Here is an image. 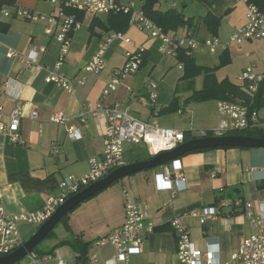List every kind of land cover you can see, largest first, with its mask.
<instances>
[{"label": "crops", "instance_id": "0c3cea01", "mask_svg": "<svg viewBox=\"0 0 264 264\" xmlns=\"http://www.w3.org/2000/svg\"><path fill=\"white\" fill-rule=\"evenodd\" d=\"M119 2L139 9L142 5L139 0ZM157 7L161 11L177 9L187 18H194L196 34L185 29L178 34L190 32L200 40L217 38L227 42L247 23L244 0H159ZM17 9L56 16L61 22L70 16L75 19L78 27L70 32L71 45L59 68L61 45L56 36L61 28L54 29L53 34L49 35L46 33V22L25 20L16 15ZM66 10L68 8H59L46 0H17L14 6H4L0 10V128L9 125L10 115L17 107L22 108L18 143L10 140V133L0 129V204L13 216L41 210L50 197L60 194V183L66 176H85L90 171V159L103 158L108 119L106 116L96 119L88 113L82 120L85 109L103 103L108 109L117 107L129 111L140 120L188 132L190 136L191 132L213 129L218 123L216 111L213 123L205 124L204 129H197L192 119L184 118L190 101L169 95L168 91L174 90L175 85L169 87L165 77L159 82L155 80L154 76L164 74L173 65L184 69L176 57L161 52V40L152 38L148 32L131 24L126 31L107 33L100 23L93 24L95 18L103 19L106 15L91 16L81 12L84 18L78 20L76 14L69 15ZM4 11H8L9 16ZM207 15L220 19L217 36L210 35L201 22ZM5 27L8 30L3 32ZM112 33H122L124 39L116 40L110 46L103 71L87 74L84 67L93 60L100 44ZM141 48L144 49L142 63L143 59L145 61L139 71L125 77L118 89L105 98L104 91L112 81L114 72L124 67L129 53ZM10 49L22 54L35 50L37 62L43 69L35 71L17 59L9 58ZM190 53L195 58L193 51ZM211 55H218L219 62L206 61L209 65L203 67L214 68L225 60L232 64L235 57H244L247 62L242 73L246 68L253 67L257 75L264 77V41H246L241 46L232 44L226 50ZM53 72L62 73L72 81L84 80L85 85L68 92L55 84L46 83L45 77ZM220 73V70L216 71L219 81L230 80L228 75L219 77ZM182 77L183 74L180 81ZM152 82L157 86L155 101L151 100L149 92ZM174 99H177L179 110L171 114L163 113ZM257 112L264 124V106ZM34 113H37L36 118H33ZM58 114H63L66 120L55 122ZM174 114L179 115V119L175 120ZM168 115L173 118L166 117ZM71 128L78 131L79 139H70L68 134ZM191 140H194L192 136L188 141ZM123 157L125 166L153 158L149 147L134 144L125 145ZM178 161L182 170L175 172L173 164H167V167L185 177L187 187L183 192L158 188L155 176L162 172L163 166L122 179L73 210L67 222H60L56 226L53 237L46 238L36 251L16 264L27 263L32 254L52 256L51 260L40 264H58L59 259L66 264H81L70 246L60 245L74 235L81 236L91 244L88 259L92 255H97L100 262L112 258L115 248L110 243L103 246L97 243L123 226L126 191L144 203L147 223L154 224V231L145 238L141 253L131 256V264H178V237L171 225L176 215L216 207L220 201L241 200L253 203L256 209L264 203V149L193 151ZM214 172L216 177L213 176ZM185 221L198 249L206 252L208 241L219 242L223 262L229 261L247 238L259 233V228L254 227L249 218L233 212L230 207H224L217 220L205 225L193 217H186ZM39 227L32 223L20 224L22 245L36 234ZM67 247L72 254L64 252Z\"/></svg>", "mask_w": 264, "mask_h": 264}, {"label": "built area", "instance_id": "2783aa9c", "mask_svg": "<svg viewBox=\"0 0 264 264\" xmlns=\"http://www.w3.org/2000/svg\"><path fill=\"white\" fill-rule=\"evenodd\" d=\"M50 4L59 8L65 7L84 12L91 16L107 15L111 12L131 13L130 24L135 25L143 31L149 33L152 38L159 39L163 43L161 52L168 53L175 58L180 48H185L189 52L196 49L205 48L211 54L219 50H226L230 45L241 46L246 41L261 40L264 41V11H261L256 5L244 0L247 5V23L240 28L227 42L220 41L217 38L200 40L192 33L183 35L169 36L161 28L156 26L148 19L144 12L134 5H123L118 0H46ZM9 16L8 11L3 12ZM16 15L28 21L46 22V33L53 34L54 29L61 28L56 40L61 45V54L58 68L62 65L71 45L70 32L78 27L73 17H66L63 22L51 15H41L26 9H17ZM124 39L122 33L110 34L103 43L100 44L93 60L84 67L87 74H96L106 68V55L110 46L116 40ZM141 48L134 53L128 54V59L123 68L114 72L112 81L104 91V97L107 98L115 92L121 85L122 80L137 73L142 64ZM8 57L19 60L27 68L35 71H41L43 68L37 62V52L35 50L28 54H22L16 50L10 49ZM240 79L249 86V92L255 93L264 81V77L257 75L253 67H248L242 73ZM45 82L55 84L60 88L73 92L76 87L84 86V80H69L64 74L53 72L45 77ZM157 86L150 83L149 92L152 101L157 99ZM2 107H0V112ZM90 113L94 118L101 119L106 116L108 127L106 139L104 142L103 158H92L89 161L90 171L87 175L76 177L66 176L60 183V194L48 199L45 206L33 213L13 216L9 214L0 204V257L8 256L16 251L22 245L19 226L21 223H32L38 226L49 220L56 210L64 204L70 197L81 192V189L87 188L95 182L107 177L114 170L125 166L124 147L126 144L146 145L151 150L152 156L170 152L185 143V132L164 128L155 122H146L133 116L129 111L120 108L108 109L103 103L97 104L94 108L85 109L82 113V120ZM218 123L215 128L210 130H200L191 132L194 139H203L209 137H226L236 135V133L246 130H255L264 128L256 110H252L248 105L236 102L220 101L217 104ZM37 113L33 114V118ZM22 118V108L17 107L10 115L8 126H1V130L10 133V140L14 143L19 142L17 132ZM61 123L66 120L63 114H58L54 119ZM69 137L77 140L80 135L77 130L71 128ZM174 171L182 170L180 161L174 160ZM216 173L213 176L216 177ZM157 186L163 191L183 192L187 185L183 175L172 172L167 165L163 166L162 172L155 176ZM125 222L121 228L112 232L108 237L101 239L97 245L103 246L110 243L115 248V255L100 262L97 255H92L87 264H131V256L141 253L145 238L154 231V224L147 223L144 211V203L137 199L131 192H125ZM224 207L232 208L235 213H242L251 220L254 227L259 228V233L247 238L239 250L232 254L229 261L223 262L220 256V244L217 241H208V250L203 252L198 249L192 241L190 228L185 221L186 217L199 219L201 225L219 218L220 212ZM171 225L175 230L177 242L178 264H264V203L256 206L250 202L235 200L232 202L220 201L216 207H206L202 210H191L180 215H176ZM52 259L50 255H31L25 264H40ZM58 264H66L59 259Z\"/></svg>", "mask_w": 264, "mask_h": 264}, {"label": "trees", "instance_id": "16d2710c", "mask_svg": "<svg viewBox=\"0 0 264 264\" xmlns=\"http://www.w3.org/2000/svg\"><path fill=\"white\" fill-rule=\"evenodd\" d=\"M17 0H0V10L4 6H14ZM119 1V0H118ZM141 2V10L145 16L150 19L156 26L162 29V31L169 36H176L181 29L191 30L195 34L197 31V23L194 18H187L182 11L177 9H170L167 11H161L158 9L159 0H139ZM250 3L256 5L261 11H264V0H248ZM77 10L68 9L65 12L69 15L76 14L78 20L84 18V12H76ZM131 13L125 12H111L107 14L103 19L95 18L94 23H100L104 30L109 32H123L126 31L130 25ZM205 26L206 31L212 35L217 36L220 28V19L214 16L207 15L201 20ZM8 27L3 29L6 32ZM176 59L184 66V75L182 81L188 82L189 89H192V95L189 101L195 103H204L209 101H227L238 102L248 105L252 110L258 111L264 106V81L260 85L259 89L255 93H250L248 84L241 86L231 82L228 79L219 81L216 77V71L219 66L210 68L203 67L197 64L193 55L185 48H180L177 51ZM143 59V63H144ZM142 63V65H143ZM227 60L222 61L221 65H227ZM198 77H203V85L200 90H196L194 85ZM179 110L177 99H174L170 106L163 110V113H176ZM236 135H244L248 137L264 138V128L255 130H246L236 133ZM191 139L188 132L185 133V142ZM218 149H229L228 147ZM206 150H196L194 152H203ZM85 188L81 189L84 190ZM78 208V207H77ZM76 208V209H77ZM69 213L61 223L67 222ZM54 231L47 237H53ZM61 246H70L76 253V260L78 263L87 264L88 252L90 243L83 240L81 236H71L70 239L60 243ZM38 247L34 250L36 251Z\"/></svg>", "mask_w": 264, "mask_h": 264}, {"label": "water", "instance_id": "95a60500", "mask_svg": "<svg viewBox=\"0 0 264 264\" xmlns=\"http://www.w3.org/2000/svg\"><path fill=\"white\" fill-rule=\"evenodd\" d=\"M243 148V149H264V138L248 137L244 135H232L226 137H209L194 139L181 144L179 147L170 152L159 154L152 159L144 162L126 165L114 170L107 177L99 180L88 186L81 192L70 197L62 204L53 216L42 224L36 234L20 248L8 256L0 257V264H16L23 260L28 254L32 253L40 243H42L56 226L73 210L79 207L82 203L98 195L114 183L130 177L136 173L158 168L169 164L174 160L187 153L196 150L218 149V148Z\"/></svg>", "mask_w": 264, "mask_h": 264}, {"label": "rangeland", "instance_id": "374dc122", "mask_svg": "<svg viewBox=\"0 0 264 264\" xmlns=\"http://www.w3.org/2000/svg\"><path fill=\"white\" fill-rule=\"evenodd\" d=\"M190 13V12H188ZM193 54L195 58L197 59V62L202 66H208L209 64H206V61H212L214 60L215 63L219 62V54L218 55H211L209 51L205 48L196 49L193 50ZM238 56V55H237ZM247 60L243 58H237L235 57L234 62L231 64L230 62L227 65H221L219 63V69L221 73L219 74V77H229L230 80H232L235 84L245 86L244 81H240V74H242V68L244 65H246ZM230 65V67H228ZM184 75V69H180L177 65H173L172 68H167L164 74L154 76L156 81H160V79H163L165 77V82L170 85L173 84L174 90L169 95L176 96L180 100H185L190 98L193 90L189 89L188 82L187 81H180V77ZM203 85V77H198L195 82V89L199 90L201 89ZM171 98V99H173ZM188 111L185 113L184 118H188L189 120L192 119L193 124L197 129H204L205 124H211L213 123V116L217 111V103L216 101H209L204 103H195L191 102L187 108ZM171 115H168L166 117H169ZM173 118V117H169ZM174 118L179 119V115L174 114ZM65 253L72 254L71 249L68 247L64 249Z\"/></svg>", "mask_w": 264, "mask_h": 264}]
</instances>
